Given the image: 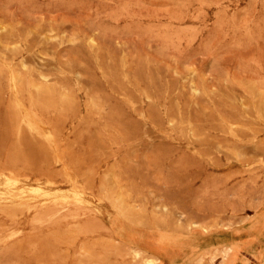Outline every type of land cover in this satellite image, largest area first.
I'll return each mask as SVG.
<instances>
[{
  "label": "rangeland",
  "instance_id": "obj_1",
  "mask_svg": "<svg viewBox=\"0 0 264 264\" xmlns=\"http://www.w3.org/2000/svg\"><path fill=\"white\" fill-rule=\"evenodd\" d=\"M147 261L264 264V0H0V264Z\"/></svg>",
  "mask_w": 264,
  "mask_h": 264
},
{
  "label": "bare ground",
  "instance_id": "obj_2",
  "mask_svg": "<svg viewBox=\"0 0 264 264\" xmlns=\"http://www.w3.org/2000/svg\"><path fill=\"white\" fill-rule=\"evenodd\" d=\"M63 202V201H62ZM135 258H136V256H135ZM146 264V263H145ZM147 264H153L151 261H147Z\"/></svg>",
  "mask_w": 264,
  "mask_h": 264
}]
</instances>
